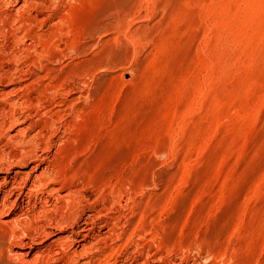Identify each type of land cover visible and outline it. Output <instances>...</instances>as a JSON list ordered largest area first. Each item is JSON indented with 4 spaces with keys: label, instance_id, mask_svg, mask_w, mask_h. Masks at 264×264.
Instances as JSON below:
<instances>
[{
    "label": "rangeland",
    "instance_id": "374dc122",
    "mask_svg": "<svg viewBox=\"0 0 264 264\" xmlns=\"http://www.w3.org/2000/svg\"><path fill=\"white\" fill-rule=\"evenodd\" d=\"M1 3L0 14L12 9ZM15 9L20 41L0 35V168L43 169L58 194L78 197L59 201L52 224H32L29 258L14 256L0 225V264H264V0ZM87 214L95 243L83 242V259L56 239Z\"/></svg>",
    "mask_w": 264,
    "mask_h": 264
},
{
    "label": "bare ground",
    "instance_id": "6f19581e",
    "mask_svg": "<svg viewBox=\"0 0 264 264\" xmlns=\"http://www.w3.org/2000/svg\"><path fill=\"white\" fill-rule=\"evenodd\" d=\"M1 1L2 0H0V5L2 4L1 3ZM9 1V0H8ZM29 1V0H28ZM30 1H32V0H30ZM16 2H17V0H10V3L8 4V5H10L11 7H12V9H10V10H8V8H5V6H3L5 9H7L6 11V13L4 14H0V25L3 27H6L5 28V30H6V32L5 33H3L4 32V30L2 31V32H0V35L2 36V37H4V38H6V36H8V35H11V44H10V48H12L13 46H16V43H18L19 41H18V38H17V32H16V30L17 29H14V28H17V27H12L13 26V24L11 25V23H13L15 20H14V14H13V10L16 8ZM25 2V1H24ZM6 3V2H5ZM8 3V2H7ZM31 3V2H30ZM23 5V7H24V4H22ZM25 5H26V3H25ZM10 7V8H11ZM0 8L1 9H3L1 6H0ZM21 8H22V6H21ZM51 9H53V8H51ZM15 10H17V9H15ZM19 10V9H18ZM17 10V11H18ZM2 11V10H1ZM5 11V10H4ZM20 12H21V10H19ZM22 11H24V10H22ZM3 12V11H2ZM19 13V12H18ZM23 13V16H24V12H22ZM20 15H21V13H19ZM18 16V15H17ZM25 16H27V15H25ZM48 16V15H47ZM23 18V17H22ZM29 21H30V19L29 18H27ZM26 19V20H27ZM18 20H20L19 18H18ZM27 20V21H28ZM22 21V20H21ZM25 21V20H24ZM19 22V21H18ZM17 22V23H18ZM32 22H34V21H32ZM14 23H16V22H14ZM22 23V22H21ZM3 24V25H2ZM30 24V23H29ZM21 26V25H20ZM1 27V28H2ZM31 30V29H30ZM30 30H29V32H30ZM35 31V30H34ZM19 33V32H18ZM25 33V32H24ZM28 34H30V33H28ZM17 35V36H16ZM27 36V35H26ZM32 36V35H31ZM19 37V36H18ZM31 38V37H30ZM3 40V39H2ZM6 40H7V38H6ZM5 41V40H4ZM18 41V42H17ZM34 41H35V39H34ZM2 41H0V43H1ZM6 43V42H5ZM9 43H10V41H9ZM8 42L6 43V44H9ZM23 44V43H22ZM1 45H4V44H2L1 43ZM18 45V44H17ZM6 46V45H5ZM4 46V47H5ZM31 46V45H30ZM2 47V46H1ZM4 47H2L3 49H5ZM20 47V46H19ZM14 48V47H13ZM9 49V48H8ZM13 50V49H12ZM9 51H11V50H9ZM8 51V52H9ZM14 51V50H13ZM2 52V51H1ZM12 52V51H11ZM10 52V53H11ZM15 52V51H14ZM27 52V51H26ZM3 54H6V56H8L7 55V53H4V52H2ZM2 54V55H3ZM12 54V53H11ZM2 55H1V59H2ZM16 56H15V53H13L12 55H10V59L11 60H13L14 58H15ZM18 57V56H17ZM9 57H7L6 59H8ZM64 58V57H63ZM4 59H5V57H4ZM5 59V60H6ZM11 60L9 61V62H11ZM8 61V60H7ZM2 62V61H1ZM3 62H4V60H3ZM13 64V63H12ZM6 69V68H5ZM9 70V69H8ZM5 72V71H4ZM58 87V86H57ZM71 91V90H70ZM3 100V99H2ZM23 100V99H22ZM67 100V99H66ZM61 104V103H60ZM53 106H54V104H53ZM4 110V109H3ZM3 112H5V111H3ZM2 115V114H1ZM1 115H0V117H1ZM9 115H10V117L9 118H11L10 119V122H11V120L13 119L12 118V115L13 114H10V112H9ZM8 118V117H7ZM75 118V117H74ZM2 120V119H1ZM4 122V121H3ZM2 122V123H3ZM1 123V122H0ZM5 124V123H4ZM1 125V124H0ZM6 125V124H5ZM9 126V125H8ZM5 127V126H4ZM3 128V127H2ZM45 128V127H44ZM0 130H2V129H0ZM5 130V129H4ZM21 131V130H20ZM1 132V131H0ZM12 136V135H11ZM11 138V137H10ZM51 138V137H50ZM6 141V140H5ZM54 143V142H53ZM40 144V143H39ZM19 150V149H18ZM34 151V150H33ZM44 151V150H43ZM31 153V152H30ZM38 155V154H37ZM35 156V155H34ZM3 159V158H2ZM5 160V159H4ZM9 160V159H8ZM2 161V160H1ZM10 161V160H9ZM14 161V160H13ZM43 161V160H42ZM3 162V161H2ZM5 162H6V160H5ZM54 162V161H53ZM8 163V162H7ZM0 164L2 165V163L0 162ZM55 164V163H54ZM16 165V164H15ZM33 167V166H32ZM53 167V166H52ZM2 168H3V166H2ZM10 168V167H9ZM35 168V169H34ZM45 168V167H44ZM42 169V168H41ZM10 170V169H9ZM29 170V169H28ZM39 170V169H38ZM49 170V169H48ZM51 170V169H50ZM5 171V170H4ZM30 171V170H29ZM23 172V171H21V170H16L15 172H13V175L12 176H10V175H8V172H3L2 171V169L0 168V225H2L3 226V228L5 229V232L7 233H5L6 235H7V239H8V241H12V243L13 244H10V245H8V244H6V245H8V247L7 248H11V251L13 252V254H14V256L16 255V256H18V257H20V258H24V259H26V258H29L30 256H32V254H34L35 255V251L33 252V250H34V246L37 244L36 243V236L34 235V234H32V233H30V229L32 228V224L35 222V221H38L39 219H42V220H47L48 221V225L49 224H52V222H51V220H49V217H47V214L49 213V212H51V210H54V209H59V201L62 199V198H65L67 195V198L68 199H64V201L62 202L63 204H64V202L67 204L68 202H69V198H71L70 200H72L73 198L75 199V197L77 196H75V195H72V196H70L69 195V193H68V191H66V195H60V194H58V192H57V189L52 185L51 186V183L53 184V182H48V180H49V173L47 174V173H45L44 171H43V169L40 171V172H38L37 170H36V167H33V170L32 171H37L38 173L36 174V175H34L33 177H31L30 176V172ZM51 172H53L52 170H51ZM50 172V173H51ZM51 175V174H50ZM52 177H53V175H52ZM52 179V178H51ZM52 181V180H51ZM55 181V180H54ZM59 189V188H58ZM67 189V188H66ZM71 190V189H70ZM61 191V190H60ZM59 191V192H60ZM74 190H72V192H73ZM70 192V191H69ZM63 193H65V192H63ZM81 194V193H80ZM93 195V194H92ZM80 196V195H79ZM81 196H83L82 194H81ZM78 197V196H77ZM96 198V197H95ZM84 199H86V198H84ZM76 202H77V200H75ZM84 201V200H83ZM90 201V200H89ZM79 202H82V200L81 201H79ZM86 202H88L87 200H86ZM70 203V202H69ZM89 203V202H88ZM91 203V202H90ZM89 203V204H90ZM112 203V202H111ZM74 204H76V203H74ZM80 205V204H79ZM66 206V205H65ZM67 206H68V204H67ZM70 206V205H69ZM68 206V207H69ZM76 206H77V204H76ZM92 205H90L89 207H91ZM95 206H96V204H95ZM75 207V206H74ZM67 208V207H66ZM66 208H64V210H67ZM72 208V207H71ZM80 208V207H79ZM74 210L76 209V208H73ZM96 209H98V208H96ZM64 210H63V212H64ZM68 210H69V208H68ZM79 210V209H78ZM92 210V209H91ZM100 210V209H99ZM60 211V210H59ZM96 211V210H95ZM94 211V212H95ZM56 212V211H55ZM68 212V211H67ZM89 212H90V209H89ZM99 212H101V210L99 211ZM140 212V211H139ZM74 213V212H73ZM92 213V212H91ZM98 213V212H97ZM50 214V213H49ZM67 214V213H66ZM81 214V213H80ZM94 214V213H93ZM52 215V214H51ZM53 215H54V213H53ZM84 215V214H83ZM98 215H100V213L98 214ZM56 216V215H55ZM60 216V215H59ZM82 216V215H81ZM85 216V215H84ZM53 217V216H52ZM57 217V216H56ZM78 217H79V214H78ZM78 217H76V219L78 218ZM67 218H71V216L69 215V213L66 215V217H65V221H66V219ZM97 218H98V216H97ZM120 218V217H119ZM55 219V218H54ZM58 219V218H57ZM124 219V218H123ZM69 220V219H68ZM127 220V219H126ZM44 221V222H45ZM46 221V222H47ZM56 221V220H55ZM79 221V220H78ZM91 221H93L92 220V215H90V214H87L86 215V217L85 218H83V220H82V223H81V226L78 228L77 227V229H72L71 230V234H70V236L68 235V236H64L63 235V237H59V236H57L58 238L56 239V241L57 240H68V239H70L71 238V241H72V244H74L73 242H75V243H78V245H80L81 246V250L80 251H77L76 249L75 250H72L74 253V255L75 254H78L79 256H81L82 254L84 255V253H82V252H84V251H86V250H88V247H86V245H87V242L88 243H91V242H89V241H87V238L88 237H90L89 235H88V233L89 232H91V233H93L92 231H91V228L89 227V228H87L86 226H87V224L89 223L90 224V222ZM51 222V223H50ZM39 223V222H38ZM126 223V222H125ZM125 223L123 224V225H125ZM42 224V223H41ZM60 223H58V220L56 221V222H54V225L57 227L58 225H59ZM68 224H70V223H68ZM71 224H73V223H71ZM38 225V224H37ZM80 225V224H79ZM93 225V224H92ZM35 226V225H34ZM62 226H64V225H62ZM62 226H61V228H62ZM126 226V225H125ZM46 227H47V225H45L44 223L42 224V225H40V226H37V228L35 227L34 229H35V231H37L38 233L40 232L41 234H44V235H46V237L48 236V235H51L52 233L51 232H49V231H47V229H46ZM55 227V228H56ZM67 227V226H66ZM66 227H64V228H66ZM69 227V226H68ZM73 227V226H72ZM91 227H93V226H91ZM111 227V226H110ZM60 228V229H61ZM95 228V227H94ZM114 228V227H113ZM113 228H112V230H113ZM117 228V227H116ZM122 228V227H121ZM125 228V227H124ZM1 229V228H0ZM51 229V228H50ZM93 229V228H92ZM123 229V228H122ZM32 230V229H31ZM109 230V229H108ZM108 230H106V231H108ZM111 230V231H112ZM120 230V229H119ZM127 230V229H126ZM34 231V230H33ZM33 231H31V232H33ZM60 231V230H59ZM98 231V230H97ZM103 231V230H102ZM110 231V230H109ZM115 231V230H114ZM114 231H112V235H113V232ZM3 233H4V231H2ZM96 232V231H95ZM118 232V231H117ZM126 232V231H125ZM37 233V234H38ZM39 233V234H40ZM53 233H55L54 231H53ZM119 233V232H118ZM122 233V232H121ZM100 234V233H99ZM97 235L96 234V236H95V238L98 236V237H100V235ZM114 234H115V232H114ZM117 234V233H116ZM67 235V234H66ZM104 235V234H103ZM105 235H108V234H105ZM104 235V236H105ZM120 236H119V238L121 237V234H119ZM52 236V235H51ZM50 236V237H51ZM77 236H80V239H76V237ZM116 236V235H115ZM123 236H126V235H123ZM127 236H128V233H127ZM43 237V236H42ZM102 237V236H101ZM118 237V236H117ZM116 237V238H117ZM48 238V237H47ZM93 238V237H92ZM91 238V239H92ZM95 238H93V240L95 239ZM103 238V237H102ZM112 238V237H111ZM118 238V239H119ZM42 239V238H41ZM40 238H39V240H41ZM45 239V238H44ZM98 239V238H97ZM97 239H95V240H97ZM104 239H106L105 237H104ZM108 240L110 239V238H107ZM0 240H2V239H0ZM38 240V241H39ZM53 240V239H52ZM90 240V239H89ZM113 240H115V239H113ZM113 240H110V241H113ZM2 241H5L4 240V238H3V240ZM55 241V240H54ZM59 241V242H60ZM70 241V242H71ZM1 242V241H0ZM62 242V241H61ZM64 242V241H63ZM83 242H85L86 243V245L83 243ZM101 242H104V240L103 241H101ZM5 243H6V241H5ZM40 243H41V241H40ZM52 243V242H51ZM57 243V242H56ZM93 243V242H92ZM90 244V246L91 245H93V244ZM98 243V242H97ZM109 243V242H108ZM125 243V242H124ZM129 243V242H128ZM59 244V243H58ZM70 244V243H69ZM104 244V243H103ZM102 244V245H103ZM126 244V243H125ZM67 245V244H66ZM100 245V244H99ZM111 245V244H110ZM38 246V245H37ZM63 246H65L64 245V243L63 244H61L60 246H58L60 249H64L63 248ZM70 246V245H69ZM68 245H67V247H69ZM90 246H89V248H90ZM101 246V245H100ZM104 246V245H103ZM126 246V245H125ZM1 247H2V245H1ZM56 247V244H55V246H54V248ZM67 247H66V249H67ZM94 247V246H93ZM98 247V246H97ZM107 247V246H106ZM74 248V247H73ZM96 248V247H95ZM94 248V249H95ZM101 248V247H100ZM99 248V249H100ZM105 248V247H104ZM117 248V247H116ZM49 249H51V248H49ZM53 249V248H52ZM57 249V248H56ZM60 249H59V251H60ZM98 249V248H97ZM8 250V249H7ZM70 250V249H69ZM92 251H93V249H91ZM91 250H90V252H91ZM112 250V249H111ZM110 250V251H111ZM114 250V249H113ZM118 250V249H117ZM52 251V250H51ZM54 251V250H53ZM52 251V252H53ZM96 251V250H95ZM37 252V251H36ZM39 252V251H38ZM37 252V253H38ZM52 252H50V253H52ZM61 252V251H60ZM89 252V251H88ZM139 252V251H138ZM10 253V252H9ZM59 252L57 251V254H58ZM70 253V252H69ZM82 253V254H81ZM109 253V252H108ZM113 253V252H112ZM53 254H55V253H53ZM60 254V253H59ZM64 254H65V251H64ZM66 254H67V252H66ZM65 254V255H66ZM71 255H72V252L70 253ZM90 254V253H89ZM88 254V255H89ZM114 254H116L115 252H114ZM50 254H48V256H49ZM69 255V254H68ZM77 255V256H78ZM103 255H105V253L103 254ZM39 256V255H38ZM37 256V257H38ZM52 256V255H51ZM62 256V255H61ZM94 256V255H93ZM106 256V255H105ZM112 256V255H111ZM109 254H108V258L107 259H109V257H111ZM134 256V255H133ZM36 257V256H35ZM46 257H47V255H46ZM45 257V258H46ZM64 257V256H63ZM67 257V256H66ZM81 257H83V259H85L84 258V256H81ZM80 257V258H81ZM87 257H89V256H87ZM120 257V256H119ZM48 258V257H47ZM53 258H56V257H53ZM52 258V259H53ZM57 258H59V257H57ZM79 258V257H78ZM101 258H103V257H101ZM114 258V257H113ZM115 258H116V256H115ZM117 258H118V256H117ZM32 259H34V258H32ZM67 259V258H66ZM70 259V258H69ZM89 259V258H88ZM105 258H103L102 260H104ZM111 259V258H110ZM119 259V258H118ZM126 259V258H125ZM20 260V259H19ZM54 260V259H53ZM62 260V259H61ZM114 260V259H113ZM121 260V259H120ZM26 261V260H25ZM63 261H64V259H63ZM67 261V260H66ZM85 261H87V260H85ZM92 261H94V260H92ZM91 261V262H92ZM98 261H99V259H98ZM101 261V260H100ZM99 261V262H100ZM104 261H106V260H104ZM104 261H102V262H104ZM123 261V260H122ZM54 262H56V261H54ZM91 262H89V263H91ZM116 262V261H115ZM33 263V262H32ZM69 263V262H68ZM68 263H65V264H68ZM75 263V262H74ZM80 263V262H79ZM84 263V262H83ZM86 263H88V262H86ZM86 263H84V264H86ZM106 263H108V262H106ZM114 263V262H113ZM119 263H120V261H119ZM76 264V263H75ZM92 264V263H91ZM99 264V263H98ZM102 264H105V263H102ZM109 264H110V261H109Z\"/></svg>",
    "mask_w": 264,
    "mask_h": 264
}]
</instances>
